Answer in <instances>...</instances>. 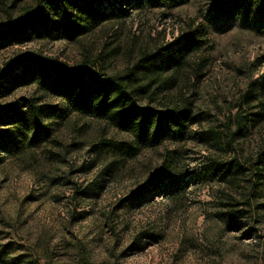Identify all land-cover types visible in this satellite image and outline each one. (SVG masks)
<instances>
[{
	"label": "rangeland",
	"instance_id": "rangeland-1",
	"mask_svg": "<svg viewBox=\"0 0 264 264\" xmlns=\"http://www.w3.org/2000/svg\"><path fill=\"white\" fill-rule=\"evenodd\" d=\"M44 1L0 0V28ZM213 1L131 5L74 40L51 30L0 50V76L33 57L106 79L192 36L196 51L177 71L143 79L136 105L199 117L182 140L141 144L36 84L0 97V109L31 101L49 131L30 144L31 132L0 125L15 145L0 150V264H264V28L215 19ZM218 162L246 170L221 179ZM163 170L178 191L132 200Z\"/></svg>",
	"mask_w": 264,
	"mask_h": 264
},
{
	"label": "trees",
	"instance_id": "trees-1",
	"mask_svg": "<svg viewBox=\"0 0 264 264\" xmlns=\"http://www.w3.org/2000/svg\"><path fill=\"white\" fill-rule=\"evenodd\" d=\"M189 0H45L33 12H29L11 25L0 28V50L30 39L56 31V36L74 40L86 34L99 19L124 17L126 7L177 5ZM212 12L215 19L231 20L242 18L247 24L264 28V0H214ZM253 21L249 23L250 18ZM198 40L190 36L177 42L176 46L164 49L162 53H143L136 64L124 75L101 79L100 75L85 66L66 69L59 65L27 57L15 65L18 72L6 70L0 76V97L7 95L14 87L36 84L45 92L67 100L73 111L108 119L118 129L128 132L141 144L159 143L164 140H182L188 125L197 122L199 117L191 115L189 109H166L157 111L136 105V99L145 94V78L160 77L161 73L177 71L190 54L196 51ZM26 107L25 111L19 108ZM42 109L31 101L23 105L0 109V125H11L27 136L32 133L30 144H36L48 137V129L42 123ZM258 117L259 113L248 114ZM254 122V120H252ZM247 131H237L243 137ZM236 134V133H235ZM234 134V135H235ZM237 135V134H236ZM13 136L0 134V150H11ZM259 171L264 172V150L258 156ZM246 169L239 164L214 163L213 170L221 179H234ZM161 182L162 186L158 183ZM179 185L163 170L158 181L148 184L136 192L132 200L148 201L159 192L175 193ZM234 219L227 217V225ZM0 263H5L0 260ZM12 264V263H9Z\"/></svg>",
	"mask_w": 264,
	"mask_h": 264
}]
</instances>
